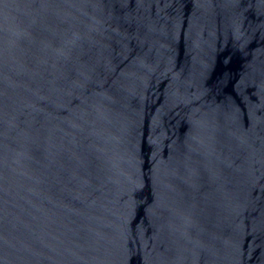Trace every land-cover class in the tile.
I'll list each match as a JSON object with an SVG mask.
<instances>
[{"label":"water","instance_id":"obj_1","mask_svg":"<svg viewBox=\"0 0 264 264\" xmlns=\"http://www.w3.org/2000/svg\"><path fill=\"white\" fill-rule=\"evenodd\" d=\"M0 264H264V0H0Z\"/></svg>","mask_w":264,"mask_h":264}]
</instances>
